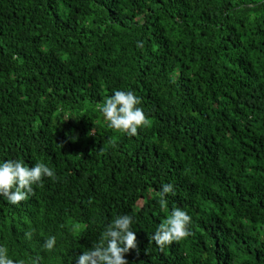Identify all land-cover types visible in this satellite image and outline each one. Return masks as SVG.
<instances>
[{"label": "trees", "instance_id": "16d2710c", "mask_svg": "<svg viewBox=\"0 0 264 264\" xmlns=\"http://www.w3.org/2000/svg\"><path fill=\"white\" fill-rule=\"evenodd\" d=\"M115 90L141 98L136 136L97 111ZM7 159L57 176L18 205L0 196L13 259L77 264L128 214V264H264V0H0ZM173 207L192 235L161 251L149 237Z\"/></svg>", "mask_w": 264, "mask_h": 264}, {"label": "clouds", "instance_id": "9594fccd", "mask_svg": "<svg viewBox=\"0 0 264 264\" xmlns=\"http://www.w3.org/2000/svg\"><path fill=\"white\" fill-rule=\"evenodd\" d=\"M138 48L144 47L143 41L137 42ZM141 98L132 90H115L103 103L97 105V111L102 114L109 128L119 131L129 137L138 135V129L150 124L145 112L139 105ZM62 146V145H61ZM48 177L56 181L53 168L44 162H36L28 166L19 159H7L0 162V196L8 203L18 205L35 195L33 185L43 186V179ZM176 195L174 185L165 183L160 190V206L167 208L166 195ZM192 217L180 207H173L170 214L156 227L149 237L150 243L163 251L166 246L179 242L192 235L189 225ZM133 217L128 214L116 215L107 223L99 239L92 247L78 255L77 264H128L125 254L136 250L139 255L137 236L132 228ZM33 231L25 232V237L31 239ZM57 238L51 235L45 238L42 249L51 252L55 249ZM0 264H26L24 259H13L9 256L7 246L0 245ZM31 264H40L39 258H33Z\"/></svg>", "mask_w": 264, "mask_h": 264}]
</instances>
